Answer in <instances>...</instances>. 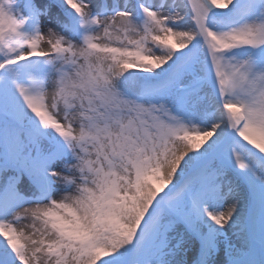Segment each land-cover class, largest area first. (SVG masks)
Segmentation results:
<instances>
[{
	"label": "rangeland",
	"instance_id": "1",
	"mask_svg": "<svg viewBox=\"0 0 264 264\" xmlns=\"http://www.w3.org/2000/svg\"><path fill=\"white\" fill-rule=\"evenodd\" d=\"M41 1L0 0V264H241L245 256L264 264L254 244L264 243V207L255 236L250 230L255 199L264 197V0L220 15L207 0L198 11L194 0H141L144 10L126 0H65L57 34L31 10ZM103 8L107 19L94 20ZM79 11L85 18L74 31ZM39 23L34 37L29 27ZM186 25L187 41L178 34ZM51 49L34 65L33 54ZM128 65L133 78L121 71ZM66 67L77 97L54 85ZM22 77L40 102L18 96ZM103 99L106 129L84 118ZM226 106L247 119L241 130H229ZM37 119L47 138L32 132ZM182 144L196 153L181 180L168 181L165 164L186 155ZM39 170L54 180L44 199ZM17 188L19 204L6 210ZM189 237L192 263L180 248Z\"/></svg>",
	"mask_w": 264,
	"mask_h": 264
},
{
	"label": "bare ground",
	"instance_id": "2",
	"mask_svg": "<svg viewBox=\"0 0 264 264\" xmlns=\"http://www.w3.org/2000/svg\"><path fill=\"white\" fill-rule=\"evenodd\" d=\"M130 2H131V0H126V4H129ZM242 3H243V0H236V2H233L232 4H228L229 6L228 5H226V6H228L230 8V10L233 11V10L237 9L239 6H241ZM44 4H49V3H46L45 0H42L37 5V8H38L39 12L43 14V16L50 18L49 19L51 21L50 26H53V27H51V33L57 34L58 31L63 30V27L66 28L65 24L63 23V21L61 20V17H60L63 15L61 8L65 6L66 2H65V0H59L58 4L57 3L56 4L50 3L48 5V8L45 6H42ZM119 4L125 5V3H121V2H119ZM194 8L196 11H198V0H194ZM55 16H57L58 18H55ZM98 17L100 18V21L105 20V17H103V16L99 15ZM97 27L102 29V28H105L106 26L104 25L103 27L102 26H97ZM29 30H31L30 34L33 35L34 37H38L39 35L41 36V32H40L41 24L40 23L36 27H29ZM190 31H191L190 26L186 25L180 30V32L178 34L184 35V39H185V41H187V38H188V35L190 34ZM96 34H99V32H97ZM192 38H194V37H192ZM47 51H53V50L52 49L51 50H44L41 52L46 53ZM121 71L124 72L125 75L133 78L134 70H133L132 66L128 65V66H126V68H124ZM73 80H74V74L72 73V71L68 67H66L64 70L58 71L53 82H54L55 86H57L60 90H63L66 93V95H65L66 98L68 96H71V95H73L74 97H77V95L75 94V91L73 89V87H74ZM22 84H24V85L26 84V86L20 87L19 93H17V94L20 97H28L30 93H28L26 95V92H24V91L34 89L33 85L31 84L32 87H30V86L28 87L29 81L27 79L25 80L23 77H22ZM129 99L130 98H124V100H122V101H129ZM102 101L103 102L100 103L99 105L96 104L95 109L90 110V111H94V114H93L94 116H86V117L84 116V118L90 119L92 125H94V124L103 125V127H101V128L106 129V128H109L111 126V123L109 120L106 121L104 119V117H101V116L104 115V109H106V107H104L103 104H107V101H109V100L103 99ZM228 102H231L234 105L236 103V98L232 96V98ZM81 103H83V102H81ZM87 105H88V107H91V103L88 102ZM234 106H237V105H234ZM225 108H226V112L228 113L230 118L233 119L234 115H233L232 110L229 108V106H226ZM100 118H102V121H99ZM240 118H241V116H240ZM241 119L239 121H235V119H233L232 123L236 122L238 127H240V125L242 123ZM232 123H231L229 130L232 129ZM123 125L125 126L124 120H123ZM180 149L182 150V152H184L187 155V157H186V155L185 156H179L177 153V159L175 161L168 162L167 164H165L166 169L164 171V174L167 176L168 181L172 180V179L175 180L177 178H178L177 180L179 181L182 178V175L179 176V174L183 170L186 161L190 160L193 157V154L196 153L195 150H193L191 147H189L186 144H182V147ZM189 157H191V158H189ZM193 162H194L193 164H196L198 161L194 160ZM16 206H14V207H16ZM33 207L39 208L38 212L42 216L45 215V212H42L40 210V209H42L41 204H35ZM241 208H242V206L240 204V201H239V203H236L235 205L228 207V210L226 212L228 215L227 217L229 218V215H232V216L236 215ZM180 233L186 234L184 231H182ZM0 236H1V234H0ZM188 240H189V242H186L185 245H182V247H180L181 251H182V253L181 252L180 253H181V256H186L187 262L192 263L193 261H195V258H193L194 256L192 255L193 251L188 250V248H186V245H188L187 247L191 246L192 249H194L196 247V245H195V240H193L191 237H189ZM9 244H12V242H10ZM93 256L95 259L100 258V253H98V250L93 252Z\"/></svg>",
	"mask_w": 264,
	"mask_h": 264
}]
</instances>
